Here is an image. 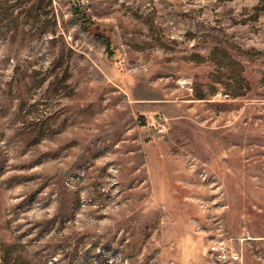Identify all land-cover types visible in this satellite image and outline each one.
Returning <instances> with one entry per match:
<instances>
[{
  "label": "rangeland",
  "instance_id": "obj_1",
  "mask_svg": "<svg viewBox=\"0 0 264 264\" xmlns=\"http://www.w3.org/2000/svg\"><path fill=\"white\" fill-rule=\"evenodd\" d=\"M217 242L264 264V0H0V264Z\"/></svg>",
  "mask_w": 264,
  "mask_h": 264
},
{
  "label": "built area",
  "instance_id": "obj_2",
  "mask_svg": "<svg viewBox=\"0 0 264 264\" xmlns=\"http://www.w3.org/2000/svg\"><path fill=\"white\" fill-rule=\"evenodd\" d=\"M211 253L222 264H233L241 262L242 256L240 252L235 251L226 242H217L210 246Z\"/></svg>",
  "mask_w": 264,
  "mask_h": 264
},
{
  "label": "trees",
  "instance_id": "obj_3",
  "mask_svg": "<svg viewBox=\"0 0 264 264\" xmlns=\"http://www.w3.org/2000/svg\"><path fill=\"white\" fill-rule=\"evenodd\" d=\"M73 13L75 17L77 18L78 22L80 23L81 27H83L84 29L95 28L97 37L103 41V43L107 47V50L110 51L111 50L110 41L107 40V38L103 34H100L97 32L99 29V26L90 19L88 14L81 9L80 5L75 6Z\"/></svg>",
  "mask_w": 264,
  "mask_h": 264
}]
</instances>
